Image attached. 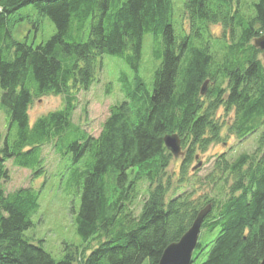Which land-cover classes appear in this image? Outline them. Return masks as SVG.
<instances>
[{
  "label": "trees",
  "instance_id": "16d2710c",
  "mask_svg": "<svg viewBox=\"0 0 264 264\" xmlns=\"http://www.w3.org/2000/svg\"><path fill=\"white\" fill-rule=\"evenodd\" d=\"M29 4L55 25L37 45L11 33L10 14ZM145 34L158 62L150 89L139 75ZM262 34L264 0H184L176 22L173 0H0V109L7 124L0 132V264H158L207 206L200 231L214 237L204 250L207 242L198 236L190 264L203 254L200 264H259L264 62L253 40ZM104 55L121 58L133 76L120 75L122 100L94 137L73 112ZM49 95L61 96V107L30 124L31 104ZM257 131L251 153L214 157L201 179L205 192L183 188L199 152L225 143L224 135L241 140ZM171 135L184 153L177 176L168 172L174 155L165 137ZM46 145L69 160L68 182L80 200L73 221L83 246L65 244L60 259L24 235L38 192L2 187L9 160L34 177L43 174Z\"/></svg>",
  "mask_w": 264,
  "mask_h": 264
},
{
  "label": "rangeland",
  "instance_id": "374dc122",
  "mask_svg": "<svg viewBox=\"0 0 264 264\" xmlns=\"http://www.w3.org/2000/svg\"><path fill=\"white\" fill-rule=\"evenodd\" d=\"M183 1L173 0L175 22ZM10 18L12 36L18 41L37 45L55 32L53 21L32 4L23 6L11 13ZM214 31L219 33V27H215ZM261 59L263 60L262 52ZM157 64L158 62L152 55V36L145 34L143 36L139 75L149 89L152 86L153 73ZM123 73L127 74L129 78L133 76L132 70L121 58L104 55L102 68L97 79L89 91L78 95L73 112V121L91 136L96 137L99 134L110 107L122 100L119 77ZM61 105V96L49 95L35 99L28 110L30 124L38 116L58 109ZM261 129L264 128L261 127ZM0 132L2 134L7 132L4 108L0 109ZM14 133L15 127L11 129V139ZM259 135L260 131H257L241 140L234 135H224L225 143L210 144L204 152H199L197 158L191 162L188 181L184 183L183 188L187 191L194 189L197 194L205 192L207 190L206 185L201 179L211 170L214 157L224 152L233 157L241 152L251 153L257 146ZM43 154L45 172L35 177L30 170L14 166L11 160L6 161L8 178L2 182V187L5 192H12L20 187L32 186L38 192L39 207L32 216V226L24 231V235L33 238L35 243L40 241L42 247L53 258L60 259L64 255L65 244H72L78 248L83 246L73 221L74 212L79 207V193L73 182H68L69 160L66 157L58 156L49 145L43 148ZM183 154L171 159L168 167L169 173L175 171L173 174L177 176L176 172ZM195 166H198L197 171L192 170ZM175 176L173 180L176 179ZM138 205L140 206V200ZM213 237L210 238L202 230L200 231L199 241L204 244L207 242L204 250H208L211 245L210 240ZM204 258L205 254L197 255L192 264H200ZM143 264H147V260Z\"/></svg>",
  "mask_w": 264,
  "mask_h": 264
},
{
  "label": "water",
  "instance_id": "95a60500",
  "mask_svg": "<svg viewBox=\"0 0 264 264\" xmlns=\"http://www.w3.org/2000/svg\"><path fill=\"white\" fill-rule=\"evenodd\" d=\"M253 44L255 47L261 50L264 62V34L256 37L253 40ZM165 144L174 156H179L182 154L179 145V138L177 135L165 137ZM208 210L209 206H207L205 209H202L197 214L192 225L180 237V239L176 242L170 243L165 247L158 264H190L192 252L196 246V242L199 236L202 219ZM259 264H264V255Z\"/></svg>",
  "mask_w": 264,
  "mask_h": 264
}]
</instances>
